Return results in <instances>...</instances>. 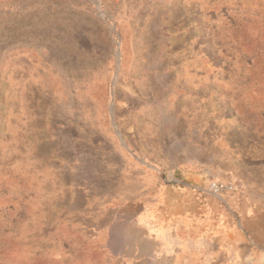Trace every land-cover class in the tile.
I'll return each instance as SVG.
<instances>
[{
    "label": "rangeland",
    "instance_id": "obj_1",
    "mask_svg": "<svg viewBox=\"0 0 264 264\" xmlns=\"http://www.w3.org/2000/svg\"><path fill=\"white\" fill-rule=\"evenodd\" d=\"M153 169L236 187L178 263L118 210ZM0 264H264V0H0Z\"/></svg>",
    "mask_w": 264,
    "mask_h": 264
},
{
    "label": "crops",
    "instance_id": "obj_2",
    "mask_svg": "<svg viewBox=\"0 0 264 264\" xmlns=\"http://www.w3.org/2000/svg\"><path fill=\"white\" fill-rule=\"evenodd\" d=\"M160 175L159 171L153 169L148 172V182L144 178L143 182L148 183L151 191L156 193L152 198L148 196L135 198L131 204L136 206V213L129 214L118 210L127 221L134 218V225L140 234L137 242L151 245V250L145 254L141 253L139 247L136 248L135 259L156 257L178 263L177 260L183 253L192 257L194 255L192 252L200 248V237L210 235L211 229L224 228L223 202L200 187L190 188L187 192H180L174 188L176 191L172 197L163 196L162 192L157 193L160 191ZM144 185L142 183L141 189L146 191L147 187ZM249 217L250 232L257 233L252 224L254 217L256 218L252 210Z\"/></svg>",
    "mask_w": 264,
    "mask_h": 264
},
{
    "label": "built area",
    "instance_id": "obj_3",
    "mask_svg": "<svg viewBox=\"0 0 264 264\" xmlns=\"http://www.w3.org/2000/svg\"><path fill=\"white\" fill-rule=\"evenodd\" d=\"M235 190L236 187L231 181L212 180L208 183V191L215 196L232 193Z\"/></svg>",
    "mask_w": 264,
    "mask_h": 264
}]
</instances>
